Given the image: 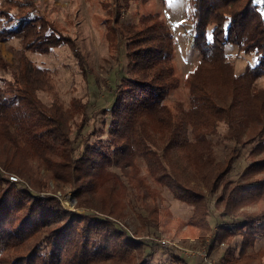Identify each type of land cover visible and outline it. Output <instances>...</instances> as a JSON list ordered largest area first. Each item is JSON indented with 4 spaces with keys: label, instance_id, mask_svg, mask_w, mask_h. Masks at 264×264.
Segmentation results:
<instances>
[{
    "label": "trees",
    "instance_id": "trees-1",
    "mask_svg": "<svg viewBox=\"0 0 264 264\" xmlns=\"http://www.w3.org/2000/svg\"><path fill=\"white\" fill-rule=\"evenodd\" d=\"M188 2L191 42L200 61L187 79V110L174 116L165 105L170 92L178 85L171 63L174 37L166 23L157 17L142 18L139 25L123 21L127 73L124 68L125 75L116 86L113 104L103 110L110 113V120L105 122L109 123L106 125L107 143L83 145L80 155L71 162L70 130L75 102L64 108L54 102L48 108L42 104L36 93L50 90L49 79L41 69L26 62L19 74L14 75L15 87L6 91L0 88V167L25 183L29 181L34 189L42 185L35 176L41 171L48 172L55 182L73 190L75 207L84 209V214L121 217L123 212L117 208L121 199L131 198L130 189L135 190L132 193L143 202L138 212L140 221L157 223L162 210L144 203L148 199L155 200L156 196L138 177L136 161L139 159L158 184L193 207V216L206 234L209 221L203 197L198 185L190 186L188 175L194 174L193 181L203 183L205 190L213 193L220 189L217 187L219 178L231 171L239 157L235 149H230L222 159L215 158L214 151L219 145L212 142L213 124L225 123L230 141L252 135L255 144L248 154H264V89L254 87L255 81L264 76V12L253 0ZM34 21H27L19 29H9L7 36L28 38L31 30L39 27ZM38 33L43 36L32 31L30 37L35 39L32 45L27 42L25 47L46 53L66 44L78 57L77 48L69 37L60 36L51 27H42ZM227 45L238 47L239 52H255V65L235 75L230 58L225 54ZM119 85L121 90L116 95ZM244 163L243 178L264 172V159ZM1 184H6L8 191L2 190ZM10 185L0 173V207L16 202L17 210L29 206L28 214L24 224L21 222L12 229L10 224L5 228V219L0 220V251L28 250L25 264H69V261L75 264V260L80 264L118 261L126 264L134 253H143L141 243L106 216L105 219L72 218L71 212L62 209L55 197L36 196L21 187H16L19 193H15L9 191ZM227 200L226 208L231 204V199ZM239 200L242 198L238 197ZM83 222L85 226H81ZM52 223L65 225L46 232L36 242V250L33 245L29 253V245L24 243ZM223 233L218 235V241L241 237L237 245L238 261L244 254L246 260L253 259L255 251L250 250L264 238L258 237L259 233L264 235V230L254 232L251 240L247 234ZM44 243L50 245L48 259L39 254ZM0 264L7 263L0 259Z\"/></svg>",
    "mask_w": 264,
    "mask_h": 264
},
{
    "label": "rangeland",
    "instance_id": "rangeland-1",
    "mask_svg": "<svg viewBox=\"0 0 264 264\" xmlns=\"http://www.w3.org/2000/svg\"><path fill=\"white\" fill-rule=\"evenodd\" d=\"M253 3L264 12V0H253ZM189 16L188 0H0V88L3 91L14 88V75H18L19 70H22L28 62L33 67L41 69L49 79L50 90L45 89L43 93H36V98L42 104L48 108L54 102L64 108L75 102L76 112L70 130V139L73 140L71 161L73 162L80 155L83 145L107 143L106 125L108 126L109 123L105 124V122L110 120V113L103 110L112 106L116 86L124 77L125 70L127 73L123 21L139 25L142 18L157 17L156 19L161 18L166 23L174 37V56L171 63L178 85L170 92L165 105L174 116H177L181 110L188 109L187 79L200 61L199 54L194 50L191 42ZM29 20H35L33 23L39 27L31 30L28 38L7 36L9 29H19ZM42 27L43 29L51 27L60 36L69 37L77 48L78 57L72 54L66 44H61L46 53H37L34 48L25 47L27 42L32 45L35 39L30 37L33 35L32 31L40 37L43 36L38 33V29ZM48 29L46 32H49ZM225 52L230 58L229 62L235 75L242 73L248 67H253L257 60L255 52H239L238 47L227 45ZM120 86L117 87L116 95L121 90ZM254 87L264 89V76L255 81ZM213 125L212 130L215 135L212 142L219 145L214 151L215 158L222 159L230 149H235L239 157L233 162L231 171L219 178L217 187L220 189L213 193L207 192L203 183L193 181L194 174L188 175L190 186L198 185L196 187L203 197L204 211L208 214L206 220L209 221L206 234L199 228V221L193 216V207L177 199L173 191L158 184L148 172L144 162L139 159L136 161L138 177L156 196L155 200L148 199L144 203L150 206L154 204L158 210H162L157 217V223L140 221L138 212L143 202L134 196L132 192L135 190L132 189L129 192L132 197L126 196L121 199L117 207L123 212L121 217L100 213L95 215L93 212L84 214V209L75 207L73 190L66 184L55 182L46 171H41L35 176L42 183L40 188L35 189L29 181H26L27 184L1 167L0 173L2 178L8 181L10 175L18 178L17 183L9 181L11 183L9 191L19 193L15 188L21 187L36 196L55 197L62 209L71 212L72 218L76 216L86 219L94 216L99 219L109 218L142 245L143 253H134L129 259L130 263L126 264H182V260L189 264H208L205 262L207 260L210 264H264V238H261L262 241L257 242L256 247L250 250L255 251L253 259L246 260L244 254V260L242 258L239 261L236 260L240 250L237 245L241 237L232 236L223 239L222 242L218 241V235L226 231L247 234L246 236L251 240L254 238L252 236L254 232L264 230H260L264 228V185H261L264 184V172L248 178L241 177L245 169L244 162L246 161L247 165L250 161L264 159V154H248L255 144L252 135H244L236 142L230 141L225 123ZM29 186L33 190L28 188ZM1 189L8 191V186L1 184ZM65 197L71 198V207L64 205ZM238 197L242 198L239 202ZM228 198L231 199V204L229 203L226 208ZM9 203L0 207V220L5 219V228L10 224L12 229L21 222L25 223L29 206L17 210L16 202ZM224 212H228V215L225 216ZM104 216L106 217L103 218ZM258 220H261L260 224ZM85 224L83 222L81 226ZM63 225L65 224H47L35 237L27 240L24 244L29 245V253L33 245L34 251L36 250V242L43 238L46 232L57 230ZM220 225L222 226L219 227ZM250 227L253 230H250ZM258 235V237L264 236L260 233ZM49 238L52 239V234H49ZM160 241H165L167 245L162 246ZM41 247L43 249L40 251ZM41 247L38 249L39 254L48 259L50 245L44 243ZM227 249L229 253L226 252ZM205 253L207 260H203ZM26 256H28L26 249L8 248L0 251V259H4L7 264H25ZM115 263L125 264L123 261ZM75 264L80 263L75 260Z\"/></svg>",
    "mask_w": 264,
    "mask_h": 264
},
{
    "label": "built area",
    "instance_id": "built-area-1",
    "mask_svg": "<svg viewBox=\"0 0 264 264\" xmlns=\"http://www.w3.org/2000/svg\"><path fill=\"white\" fill-rule=\"evenodd\" d=\"M8 179H9V181L10 182H14V183H17L18 182V178L15 176H12V175H10L9 177H8ZM162 246H166L167 244H166V242L165 241H160L159 242ZM190 258H192V257H190ZM203 260H207V258H206V253H205V255H204V259ZM206 263H208V264H210V261L209 260H207V261H205Z\"/></svg>",
    "mask_w": 264,
    "mask_h": 264
},
{
    "label": "bare ground",
    "instance_id": "bare-ground-1",
    "mask_svg": "<svg viewBox=\"0 0 264 264\" xmlns=\"http://www.w3.org/2000/svg\"><path fill=\"white\" fill-rule=\"evenodd\" d=\"M70 200H71V198H69V197H65V199H64V201H63L64 205H66V206H68V207H71L72 204H71Z\"/></svg>",
    "mask_w": 264,
    "mask_h": 264
}]
</instances>
